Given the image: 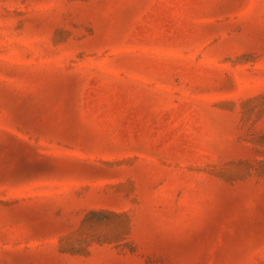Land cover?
Masks as SVG:
<instances>
[{
    "label": "rangeland",
    "instance_id": "374dc122",
    "mask_svg": "<svg viewBox=\"0 0 264 264\" xmlns=\"http://www.w3.org/2000/svg\"><path fill=\"white\" fill-rule=\"evenodd\" d=\"M0 264H264V0H0Z\"/></svg>",
    "mask_w": 264,
    "mask_h": 264
}]
</instances>
